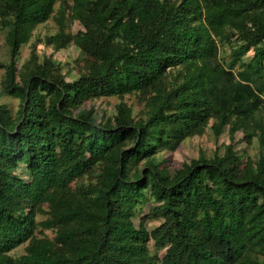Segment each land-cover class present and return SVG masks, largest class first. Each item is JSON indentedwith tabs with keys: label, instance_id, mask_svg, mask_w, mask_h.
Wrapping results in <instances>:
<instances>
[{
	"label": "trees",
	"instance_id": "obj_1",
	"mask_svg": "<svg viewBox=\"0 0 264 264\" xmlns=\"http://www.w3.org/2000/svg\"><path fill=\"white\" fill-rule=\"evenodd\" d=\"M51 20L88 71L21 62ZM0 31V264H264V0H0ZM208 125L256 155L161 168Z\"/></svg>",
	"mask_w": 264,
	"mask_h": 264
},
{
	"label": "rangeland",
	"instance_id": "obj_2",
	"mask_svg": "<svg viewBox=\"0 0 264 264\" xmlns=\"http://www.w3.org/2000/svg\"><path fill=\"white\" fill-rule=\"evenodd\" d=\"M72 0H68L71 2ZM58 28L56 23L51 20L45 25L39 27L36 32L34 33V37L32 43L26 45L22 48L21 51V62H25L28 60L30 56V52L33 49L38 50V54L42 56H49L54 55V58L60 62H62L68 70L71 68L72 74L71 77L75 76V74L81 71H88L91 64L92 59L86 58L84 55L81 54L80 50L77 49L75 46H70L66 50H63L58 53H54L52 49L46 48L43 44L38 43V40H44V38L48 35L55 34ZM80 30L79 24H74L71 28L73 33H77ZM6 57V48L4 44V35L0 31V61L4 60ZM251 57H248L246 61H248ZM69 72V70L67 71ZM4 76V71L0 70V83ZM127 101L131 106H133L135 113L137 114L141 110V106L135 97L127 98ZM1 103H6L9 105V108L12 112H16L19 108V101L13 100L6 97L0 98ZM117 101L115 99H102L95 103L96 110H103L106 111L108 114L112 112V106L115 105ZM232 142L235 145V150L238 152L240 156L246 157L250 156L253 157L257 153V146L256 144L252 143L249 138L244 137L241 134H237L233 141L229 138L227 132L224 133L221 137L216 138L213 135L210 125H208L205 129V132L202 137H196L193 139L187 140L181 147L174 153L165 155L162 160L161 168H166L170 173H174L176 170L180 169L184 163H189L192 159L197 158L200 153H204L207 157L211 158L218 151L220 154L223 152V146L228 145ZM19 172H23L20 170ZM23 178H27L25 173H22ZM148 214L147 205L144 206L143 212L140 214V218L144 217ZM135 224L138 225L139 218L135 221ZM160 222L149 220L147 222L148 230H153L157 226H159ZM48 237L52 238V234L49 232L46 233ZM24 253V247H19L17 250L12 252V255L19 256Z\"/></svg>",
	"mask_w": 264,
	"mask_h": 264
}]
</instances>
